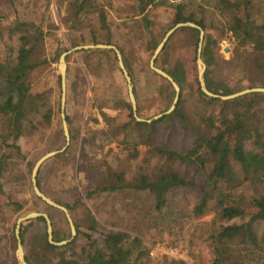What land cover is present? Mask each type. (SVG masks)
<instances>
[{"label": "trees", "instance_id": "trees-1", "mask_svg": "<svg viewBox=\"0 0 264 264\" xmlns=\"http://www.w3.org/2000/svg\"><path fill=\"white\" fill-rule=\"evenodd\" d=\"M212 1L217 23L206 26L204 17L199 18L195 13L188 12L186 5L181 3L174 5L171 26L191 22L204 31L203 41L207 38L208 45L202 54L209 55L206 64L211 65L204 72V80L209 83L207 89L219 96H229L243 90L239 87V81L232 83L234 77L226 80L212 78L214 58L210 52L223 41L232 45L231 58L226 61L229 70L231 68L230 71L245 82L246 88H264V0L258 3L256 0ZM167 4V0H138L137 16L141 17L142 29L149 41L148 59L163 36L159 39L154 37L149 28L147 10ZM71 6L74 14L69 23L70 35L78 30L76 24H80L87 15L94 14L98 19L100 34L90 32L88 45H112L111 28L100 1L74 0ZM141 31V28H136L130 30L128 35L142 43L145 35ZM176 32L181 34L186 46H192L195 55L199 31L181 28ZM5 38L8 43L5 46L0 44V199L6 194L3 183L5 174L16 166L18 160H24L18 141L38 131V125L45 128L53 120L61 121L60 77L57 76L58 92L50 101L42 93L31 91V74L39 67L57 63L60 55L68 51L60 45L53 53V59L42 56L40 52L45 43L42 27L18 17L8 24L2 23L0 17V43ZM79 38V46L84 45L86 39L81 35ZM169 44L167 42L158 55L155 67L163 71L168 69V75L180 89L181 96L173 113L150 124L141 123L133 118L125 93L115 99L108 98L105 105L119 110L124 119L121 120L120 116L108 117L101 111L103 107H98L107 129L96 133V141L100 149L115 143L118 152L113 153L109 148L98 167L91 163L92 159H96L95 153L92 157L81 154L82 159H89V168L96 181L95 189L86 195V199L113 197L112 200H118L119 206L127 214L135 213L137 217L125 220V227L122 220L120 225L113 224L118 230L102 231L87 208L79 216L76 215L80 202L76 200L73 206L65 208L75 213L71 214V218L77 237L62 246L49 244L43 218L29 220L20 227V240L27 264H129L130 257L136 252L138 261L147 255L148 250L139 238L144 233L141 228L146 223L152 225L153 222L163 221L169 215L172 222L178 224L179 230L188 220L212 215L209 222L196 225L209 241L211 264H264V94H247L223 101L206 96L196 80L194 92L204 105L200 130L183 109L182 96L190 92L193 86L187 79L183 65L168 64L172 51ZM126 45H130V41ZM115 47L133 84L136 101L135 81L140 70L132 57V47L129 49L127 46V50ZM103 52L107 56L108 68L125 83L114 52ZM68 59L69 56L66 61ZM147 64L148 60L145 73L162 81L160 87L166 106L158 113L161 114L170 107L174 90ZM96 65L90 67L89 60L84 59V66L91 72L90 75L94 76L96 70L99 72L103 69L100 63ZM137 116L143 117L138 105ZM65 120L70 125L66 114ZM91 121L98 122L96 118ZM70 139L74 140V137ZM140 148L145 149L142 163L130 172V167L127 168L125 164L139 158ZM26 167L30 175L31 165L26 163ZM40 170L36 183L43 192L38 183ZM24 178L27 179L25 174ZM183 190H197V197L190 206L178 211L170 199L173 193ZM32 198L43 203L34 193ZM4 204L12 213H20L23 209V204L10 196L5 197ZM112 211L117 214L115 204ZM35 224L42 225L41 232H32ZM52 232L54 240L56 231L53 224ZM131 233L137 237L131 236ZM12 240L15 248L14 235Z\"/></svg>", "mask_w": 264, "mask_h": 264}, {"label": "rangeland", "instance_id": "rangeland-1", "mask_svg": "<svg viewBox=\"0 0 264 264\" xmlns=\"http://www.w3.org/2000/svg\"><path fill=\"white\" fill-rule=\"evenodd\" d=\"M74 0H0V17L2 23L8 24L18 17L22 21L40 25L45 33V43L40 52L42 56L53 59V53L57 46L63 45L68 50L79 47L80 35L86 39L84 45H88L89 33L100 34L98 19L94 14L87 15L80 24L77 25V31L70 35L69 23L73 19L74 8L71 6ZM105 7L107 22L112 32V46H120L127 50L132 47L134 62L139 65V74L136 77V106L141 109L144 120L151 119L159 115L166 106L164 92L161 90V80L151 78L144 69L148 60V38L142 29L141 17L138 15V0H98ZM260 0H256L258 3ZM169 4L149 8L147 10L149 28L156 39L161 38L172 26V16L174 5L184 3L188 12L195 13L197 17H204L206 26L217 23V15L214 10L212 0H167ZM71 6V7H70ZM132 28V29H131ZM141 28L145 38L138 43L136 39H131L128 35L130 30ZM177 33V32H176ZM175 33V34H176ZM130 41V45L126 42ZM172 51L169 54L168 64L173 66L175 63L183 65L186 71L188 81L193 88L190 92L182 96L183 109L190 118L193 125L201 130L200 116L203 114L204 105L195 95L194 82L198 81L199 64L196 54L194 55L192 46H186L182 40L181 34L177 33L173 39L168 41ZM8 43L6 38L0 43L3 46ZM82 45V46H84ZM92 45V44H89ZM208 45L207 38L202 42V51ZM128 46V47H127ZM107 50H90L78 53H72L66 62V100L65 114L70 119V125L67 129L70 138L66 150L45 161L41 165L38 175V183L42 193L47 198L64 207L73 206L76 200H80L76 207V215H80L84 208H87L99 223L102 231L118 230L113 224L120 225L122 220L123 227L125 220L133 218L135 213H126L119 206L118 200H112L113 197L100 196L92 200L86 199V195L92 192L96 187V181L93 178V172L89 166L92 163L98 167L99 162L104 160V154L110 148L113 153L118 152L117 145L114 143L103 149L99 148L97 132L106 130L107 126L103 122L98 107H103L101 111L108 117L124 115L119 110L107 107L105 103L108 98L115 99L120 94L125 93L128 97L126 82L123 83L106 65ZM200 58L205 64V71L211 65L206 64L209 55L202 54ZM232 45L228 41L220 43L219 47L212 48L210 54L214 58L213 79L226 80L234 77L233 82L239 81L241 89H249L240 80L238 75H234L228 68L226 61L231 58ZM87 58L91 63L90 67L97 66L100 63L103 68L101 71H95V75H90L88 69L84 66V59ZM58 62H51L45 66L37 68L30 77L31 91L42 93L48 100L53 101L58 92ZM169 68V67H168ZM150 69V68H149ZM151 70V69H150ZM152 71V70H151ZM204 71V72H205ZM159 76V75H158ZM133 87V84H132ZM261 88V87H253ZM194 89V90H193ZM242 91V90H241ZM181 96V93H180ZM129 99V98H128ZM169 109V108H168ZM96 118L97 123L91 121ZM39 130L31 135H26L18 141L24 160H18L12 170L5 174L3 183L5 196L0 199V264H19L20 259L16 255V245L13 246L12 236L16 220L31 212L46 214L56 231L54 241H67L71 237V231L65 215L51 206L45 205L32 198L33 187L31 183V172L28 175L26 163L34 164L44 155L53 151H59L65 146V136L63 133L62 120L60 123L53 120L49 127L43 128L38 125ZM62 137L64 139H62ZM76 137V138H75ZM94 137V138H93ZM84 151V153H83ZM96 154V159H82L81 154H87L92 157ZM145 149L140 148L139 158L125 166L128 171L134 169L142 163ZM149 167L147 166L146 169ZM24 174L27 179L24 178ZM23 176V178H22ZM19 178V179H18ZM12 180V181H10ZM10 196L12 200L23 204L20 213H12L5 207V197ZM197 197V190H183L175 192L170 199L172 206L181 208L190 206ZM116 205L117 214L112 211V206ZM68 211V210H67ZM75 213L68 212L71 217ZM212 215L201 219L188 220L179 230L178 224L172 222L170 215L163 221H157L145 224L141 229L144 232L139 238L147 248V255L137 260V252L130 257L129 264H211V248L206 237L202 236L196 226L200 222H209ZM72 219V218H71ZM73 221V219H72ZM51 224V225H52ZM42 225L35 224L32 232H41ZM137 237L135 234H130ZM77 231L75 230V236ZM15 238V235H14ZM82 243V240H80ZM156 244L162 246L167 254L154 251L150 252ZM24 252V248H23Z\"/></svg>", "mask_w": 264, "mask_h": 264}, {"label": "water", "instance_id": "water-1", "mask_svg": "<svg viewBox=\"0 0 264 264\" xmlns=\"http://www.w3.org/2000/svg\"><path fill=\"white\" fill-rule=\"evenodd\" d=\"M181 28H192V29H196L199 31V41L197 44V50H196V57H197V61L199 64V69H198V83L200 86L201 91L208 97L211 98H219L223 101H227V100H233L242 96H245L247 94H253V93H262L264 94V88H249V89H245L242 91H239L237 93H234L232 95L229 96H219V95H214L211 91H209L207 88L209 86L208 82H205L204 80V71H205V64L202 62L200 55H201V51H202V42L204 39V31L201 29V27L195 25L194 23L191 22H186V23H178L176 25H174L173 27H171L162 37L161 41L159 42V44L157 45V47L155 48V50L152 53V56L149 60V68L156 73L157 75H159L160 77H162L163 79L167 80L170 85L172 86L173 90H174V98L173 101L169 107V109L159 115H156L154 117H152L151 119L148 120H144V119H140L137 116V106H136V101H135V97L133 95L132 92V82L131 79L124 67L123 61H122V57L121 54L119 52V50L112 45H104V44H98V45H84V46H79V47H75L73 49L68 50L67 52L63 53L62 55H60L59 59H58V73H59V77H60V89H61V99H60V116H61V120H62V127H63V133L65 136V146L59 150V151H53L50 153H47L46 155L42 156L33 166L32 170H31V183H32V187H33V192L35 194L36 197H38L43 203H45L48 206H51L55 209H58L59 211H61L66 219L67 222L69 224L70 227V231H71V237L69 240L67 241H60V242H55L53 240V232H52V225H51V221L49 219V217L46 214L43 213H37V212H31L23 217H19L16 220V224H15V229H14V235H15V240H16V255L17 257L20 259L19 264H27L25 261V256H24V252H23V247L21 244V240H20V227L23 223H26L29 220H33V219H38V218H43L46 224V233H47V240L49 242V244L54 245V246H62L65 245L66 243L72 241L74 239L75 236V227L74 224L72 222V219L70 217V215L68 214V211L66 208L61 207L59 205H57L56 203H54L53 201H51L49 198H47L37 187V183H36V177H37V173L41 167V165L47 161L48 159L55 157L56 155H59L61 153H63L69 143L70 137H69V133H68V129H67V123L65 120V100H66V57L72 53L78 52V51H90V50H112L116 56V60H117V65L125 79L126 85H127V92H128V98H129V102L131 105V110H132V116L135 119V121L137 122H141V123H153L155 121L161 120L162 118L170 115L173 113V111L175 110L178 101H179V97H180V89L178 87V85L175 83V81L168 75V69L160 70L158 68L155 67V61L158 57V55L160 54V52L163 50V48L165 47L166 43L169 41L170 37L178 30ZM222 89L225 90V87L222 86Z\"/></svg>", "mask_w": 264, "mask_h": 264}, {"label": "built area", "instance_id": "built-area-1", "mask_svg": "<svg viewBox=\"0 0 264 264\" xmlns=\"http://www.w3.org/2000/svg\"><path fill=\"white\" fill-rule=\"evenodd\" d=\"M154 251H159V252H162V253H164V254H167V252L165 251V249H164L162 246H160L159 244H156V245L154 246V248H153L152 251L150 252V255H151V256L154 255Z\"/></svg>", "mask_w": 264, "mask_h": 264}]
</instances>
